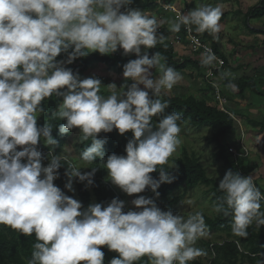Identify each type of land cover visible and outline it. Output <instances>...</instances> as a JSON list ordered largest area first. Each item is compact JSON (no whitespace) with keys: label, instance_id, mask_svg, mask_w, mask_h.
Masks as SVG:
<instances>
[{"label":"clouds","instance_id":"clouds-1","mask_svg":"<svg viewBox=\"0 0 264 264\" xmlns=\"http://www.w3.org/2000/svg\"><path fill=\"white\" fill-rule=\"evenodd\" d=\"M131 3L0 0V224L35 235L38 242L28 264H103L101 246L118 253L109 264H134L144 255L153 258V264H187L205 254L194 247L206 235L202 213L185 219L161 210L153 199L142 195L131 201L140 210L124 212L125 203L118 198L106 206L96 203L81 210V202L54 185L61 158L53 155L46 166L42 164L37 147L41 137L46 145L58 142L50 125L38 126L37 114L44 111L42 101L55 95L62 97L57 115L65 121L59 133L78 128L84 140L92 139L81 153L85 162L104 158L105 141L97 138L99 133L132 132L126 155L113 153L104 161L111 182L124 193L131 196L147 188L158 195L161 184L175 179L163 169L158 179L150 173L175 152L181 131L177 121L182 117L172 112L155 126L152 118L168 107L154 97L172 89L181 76L161 64L159 53L150 57L144 51L162 41L157 36L159 23L143 10L127 7ZM221 15L219 6L201 5L181 15L171 30L178 32L185 25L195 26L199 33L217 34ZM118 48L137 57L123 65V77L133 81L124 86L123 93L109 84L112 94L105 98L99 94V79H81L63 66L92 52L106 55ZM61 53H67L66 62L57 61ZM216 59L210 48L201 54L202 65H212ZM157 66L163 74L154 79L151 69ZM96 171L67 170L65 188L73 190V178L92 186ZM218 188L223 203L215 211L232 216L235 236L246 238L254 221L257 227L264 226L260 211L264 194L252 177L229 170Z\"/></svg>","mask_w":264,"mask_h":264},{"label":"trees","instance_id":"trees-1","mask_svg":"<svg viewBox=\"0 0 264 264\" xmlns=\"http://www.w3.org/2000/svg\"><path fill=\"white\" fill-rule=\"evenodd\" d=\"M174 1L175 0H163L166 5L172 4ZM259 1L260 2L256 7L247 12V20L264 18V0ZM147 7L149 9L159 8L158 1L153 0L152 4ZM193 27L195 29V26ZM163 33L164 35H160H162L165 40L158 42L154 48L146 50L150 57L154 53H159L163 58L161 60V64L165 67H172L176 71H184L188 68L197 70L201 69V64L193 58H180L175 51L174 45L168 42V39L171 37L182 36L185 34L184 25H181L178 32L165 30ZM203 34L206 38L210 37L208 32H203ZM215 50L218 54H220L217 50V46ZM69 51H71V49H69ZM136 58L135 54L124 56L122 54L101 55L100 53H97L89 57L86 56L84 58H77L73 63H64L63 66L70 68L74 74L78 73L79 75L88 72L97 64H102L108 69L123 73V65L129 60ZM56 59L57 61L66 62L67 53H61ZM219 76H221V74H219ZM224 83L229 86H235L241 94L246 91L262 94V92L258 90L257 84L253 80L246 77L225 80ZM149 94L151 95V92ZM53 97L57 96L53 95L52 97L46 98L42 101L41 106L44 109L42 112V114H44V119L41 118L37 121V124L38 126H43L45 124L50 125L52 127V135L58 143L56 145H46L44 144L45 139L41 137V142L37 147L45 152L51 151L55 156H59L61 158L62 167L58 170L59 177L54 180V185L59 187L66 195L74 199L78 196L79 202L82 204L81 210H84L90 204H93L92 196L96 199L97 203H101L105 206L110 203L113 198H118L122 201V198H120L111 187V183L105 181L104 172L102 171L105 168L104 161H106L108 155L113 153L117 155H126L125 147L128 140L132 138V132L128 131L121 135L118 130L114 129L110 133H99L97 138L105 141L104 160L97 157L91 163L83 161L81 159V153L88 146H90L92 139L89 138L84 140L81 138L77 149L78 157L81 161L88 163L92 168H96L97 171L94 175V184L90 186V190L87 188L86 184L77 181L78 193L76 196L73 190L69 191L65 188V184L69 180V177L66 175V171H70L73 167H75V164L73 161L64 157L65 144L71 136L74 128L64 135L59 133L58 128L65 121L57 115V102L51 100ZM57 98L62 99V97ZM154 98H159L162 102H166L168 105L164 113L152 118L154 126L158 123L159 119L163 118V116L172 112H177L182 117L181 120L177 121L180 127L187 124L190 127L197 128L199 130L210 128L212 130V136L208 138V141L210 144H217L219 148V152L216 155L217 160L224 162L227 172L231 170L234 173L238 172L242 176L250 175L252 169L244 168L241 170L238 167V164L229 158L228 149L222 144V139L236 134L234 121L228 114L218 110L217 106L209 103L208 101L198 100L193 96L181 98L171 97L167 94H160L159 97ZM45 118H47V121ZM18 149L21 150L22 148L18 146ZM49 159L50 158L42 154V160H47L49 162ZM66 159L69 160V162ZM161 169L167 172L170 176L175 177L173 182L161 184V186L157 189L158 195L151 191V189L147 188L144 192L138 193L141 195L153 194L156 198V205L161 210H171L173 212L175 207L178 206L182 200L180 196L175 195V192L183 188L192 190L198 186H207L210 188V192L212 194L211 201L215 207L218 204L223 203V193L218 188L219 183L208 176V173L200 160L185 154L181 159L176 161L175 166H170L167 163L157 165V171L150 173V175L153 178L158 179L159 170ZM74 180L76 179L73 178V182ZM224 207H227V205L224 204ZM123 211L127 212L125 207ZM260 211L264 212L263 200L261 201ZM203 217L206 227L211 232L230 233L232 231L231 215L225 216L221 212L218 213L215 219L207 216ZM247 232L248 236L246 238L240 237V245L230 240V242L227 241L224 245L214 246L217 260L212 262V264H246V262L250 264H261V261H264V226L257 227L256 224L252 223V225L248 227ZM37 242L38 241L36 240L34 234L31 236L23 235L18 230H14L9 226L0 224V264H28L29 260L32 259L33 246ZM101 250L104 252L103 264H109L114 257H117L115 252L109 251L106 246H101ZM244 252H247L248 255ZM253 255H255V257H252ZM151 261H153V258L146 255L140 257L134 262V264H149Z\"/></svg>","mask_w":264,"mask_h":264},{"label":"rangeland","instance_id":"rangeland-1","mask_svg":"<svg viewBox=\"0 0 264 264\" xmlns=\"http://www.w3.org/2000/svg\"><path fill=\"white\" fill-rule=\"evenodd\" d=\"M259 2V0H175L172 4L167 5L170 7L168 11L159 7V12H157V14L164 13V16H167L162 18V24H164V22L165 24L160 26V29L157 30V36L162 37L166 27L168 28L167 30L172 31V24L177 22L181 15L186 14L188 11L195 9L196 7L201 5H212L219 6L221 8L222 15L219 21L221 30L219 33L210 34L209 38L204 37L203 33H198L204 40H208L211 45H215L214 48H216L217 44V50L220 52L225 62V69L221 73V83L219 82V86L222 88V91H224V96L226 95L228 99V105L226 108L230 110L231 103L236 101H240L244 103V105L251 103L257 107V112L262 115H259L257 117V121H253L251 126L248 125V130L252 134H262L264 132V33H261L264 32V18L247 20L246 14L249 10L256 7ZM148 14L150 15V13ZM259 33H261L260 36H258ZM175 37L176 36L169 38L168 42L174 43V48L177 55L180 58H193L201 64V69L197 70L188 68L184 71H177L180 74L181 79L172 87V89L162 90L161 94H167L171 97L181 98L193 96L198 100H205L217 106L214 89L206 78L209 65H202L201 57L193 53V49L185 37H183V40L180 43L177 41V43L175 42ZM146 50L147 49H144V51ZM97 53L98 52H92L87 56L89 57ZM112 54H122L126 56L123 52V49L120 48H118L116 52L106 55ZM252 55L254 57L252 60H250V62L254 61V64L250 63V65H252L251 68H239L242 63H247V60L245 62L242 60H249ZM237 56L238 59L233 60L234 57ZM257 58H259V60ZM151 72L154 79H159V77L163 74V69L157 66L151 69ZM225 73L227 74V77L225 76ZM79 76L81 79L90 77L99 79L101 81L99 94L105 98L112 94L108 87L109 84L114 83L117 86V93H123L127 90L124 86L133 83L131 80H125L123 73L108 69L102 64L93 66L91 70L84 74H80ZM243 77L257 81L256 84L258 85V90L262 92V95L253 93L251 91H246L244 96L241 97L237 95L239 91L235 86L230 87L229 85H226L228 86L226 87L225 84H223L225 80L239 79ZM261 77L263 78L262 83L260 82ZM140 87L143 88V85H140ZM51 100L57 102L58 112V106L62 102V99L53 97ZM37 116V121H39L41 118L44 119V114L42 113H38ZM45 119L47 121V118ZM180 129V143L177 146L175 152L168 158L166 163L170 166H175L178 159H181L185 154H188L189 156L200 160L206 169L208 176L219 183L226 174L227 170L224 162L217 160L216 155L219 152L217 144H210L208 141V138L212 136V130L210 128L199 130L197 128H192L187 124L182 125ZM237 133L238 132H236V134L233 136L222 139V144L225 145L227 149L233 145L236 146ZM82 136L83 134L78 128L73 129L71 136L65 144L64 157L73 161L75 168L81 169V172L83 173L91 171L92 167L88 163L81 161L77 154V149ZM228 156L233 161L232 156L229 155V151ZM47 163V160H42V164L44 166H46ZM243 166L244 165L241 163H238V167L241 170H243ZM102 172H104L105 181L111 183V187L115 190L117 195L122 198V201H124L126 210H140L136 209L135 206L132 205L131 201L141 196V194H132L129 196L111 182L106 168H104ZM77 181L78 180H74L72 185L73 192L76 196L78 193ZM82 183L86 184V182ZM253 183L255 184L256 181H253ZM260 187L262 190H264L263 184L260 183ZM87 188L90 190V186H87ZM175 195L180 196L182 200L180 204L175 207L173 211L174 215H181L185 219L197 212H200L203 214V216H207L212 219H215L218 215V213L215 211V206L211 201L212 194L210 192V188L207 186H198L192 190L183 188L175 192ZM142 196L151 198L156 203V198L153 194ZM76 200L79 201L78 196L76 197ZM92 201L93 204L97 203L93 196ZM253 224H256L255 221ZM205 232L206 235L198 238L194 244V247L202 249L205 254L188 261L187 264H212V262L217 260L213 245L221 244L225 241L230 242V240L234 243H238L239 241L238 245H240V237L235 236L232 231L230 233L211 232L206 227ZM241 251L243 250L241 249ZM115 254L118 256V253L115 252ZM149 264H153V261H151ZM246 264L250 263L246 262Z\"/></svg>","mask_w":264,"mask_h":264},{"label":"crops","instance_id":"crops-1","mask_svg":"<svg viewBox=\"0 0 264 264\" xmlns=\"http://www.w3.org/2000/svg\"><path fill=\"white\" fill-rule=\"evenodd\" d=\"M177 1H179V0H177ZM152 2H153V0H132V3L130 4V8H133V6H134V8L143 10L147 14L150 13V16L155 17V19L158 21V23H159L158 29H160V26H163L165 24V22H164V24H162V18H165L167 16H164L165 15L164 13H160V14L158 13L157 14V12H159V8L149 9L147 6L152 4ZM165 29L167 30L168 28L166 27ZM165 29H163V30H165ZM261 33H264V32H261ZM261 33H259L258 36H260ZM263 43H264V40H263ZM216 46H217V44H216ZM253 57L254 56L252 55L249 60L248 59L242 60L244 62L247 60V63H242L239 66V68L250 69L252 66V65H250V63L254 62V61L250 62V60H252ZM259 58H257V59L259 60ZM235 59H238V56L234 57L233 60H235ZM225 76L227 77L226 73H225ZM260 79H261L260 82L262 83L263 78L261 77ZM255 83H257V81H255ZM223 84H225V83L223 82ZM225 86H226V84H225ZM226 87H228V86H226ZM221 90H222V88H221ZM222 94L224 96V91H222ZM244 94L245 93L241 94L238 92L237 95L242 97V96H244ZM224 97H226V95ZM230 110L239 119V121L244 125L245 141H246L247 146L250 149L249 158L242 160L239 163L244 165L243 169L244 168L252 169L249 176L253 178V181H256V183H255L256 187L263 193L264 190H262V188L260 187V183L264 185V169H263L264 168L263 167L264 166V132L262 134H259V133L252 134L248 130L249 129L248 125L251 126L252 122L253 121L256 122L257 117L259 115L260 116H262V115L257 112V107H255L253 104L249 103L247 105H244V103H242L240 101H236V102L231 103V109ZM238 139H239V134L237 133V140Z\"/></svg>","mask_w":264,"mask_h":264},{"label":"built area","instance_id":"built-area-1","mask_svg":"<svg viewBox=\"0 0 264 264\" xmlns=\"http://www.w3.org/2000/svg\"><path fill=\"white\" fill-rule=\"evenodd\" d=\"M157 1H158L160 8H162L166 11H168L170 9V7L167 6L163 2V0H157ZM127 7H130V5H128ZM122 11H123V9H122ZM184 28H185V34L182 36H176L174 39L175 42L177 41L178 43H180L183 40V37H185V39L187 40V42L189 43V45L193 49V53L195 55H198L201 57V54L204 52L205 48L207 47V48H210L212 50V52L215 54V56L217 57L216 61L212 65H209V69L207 71L206 78L208 79L209 84L214 89L215 101L217 103L216 105H217L218 110L228 114L233 119L234 124H235V128H236V132H238V134H239V139L237 140L236 146L233 145V146L229 147V149H228L229 155L232 156L233 161L238 164L240 161L249 158L250 149L247 146L246 141H245L244 127H243L242 123L239 121V119L230 110H228L226 108V106L228 105V99L223 96L222 90L218 84L220 81L219 74H221L223 72V70L225 69V62H224L223 58L220 56V54H218L216 52L214 46L211 45L208 40H204L200 36V34L195 31L193 26H185L184 25ZM171 44L174 45L173 42ZM17 150H19V149H17ZM38 150L44 156H46L48 158H51V156L54 155L51 151L45 152L44 150H41L39 148H38ZM62 159H65V158H62ZM67 161L69 162V160H67ZM226 242L227 241H225L221 244H216V245H224ZM216 245H213V247ZM244 253L246 255H248L247 252H244ZM252 257H255V255H253Z\"/></svg>","mask_w":264,"mask_h":264}]
</instances>
